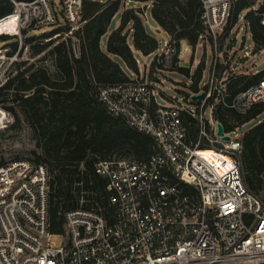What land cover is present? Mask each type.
<instances>
[{"label":"built area","instance_id":"1","mask_svg":"<svg viewBox=\"0 0 264 264\" xmlns=\"http://www.w3.org/2000/svg\"><path fill=\"white\" fill-rule=\"evenodd\" d=\"M8 1L13 10L0 18V35L70 25L50 40L84 23V0ZM232 1L202 0L205 37L216 41L223 34ZM177 43L170 35L160 42L158 63L174 61ZM234 59L224 61L231 62L228 74L214 69L207 87L187 100L172 97L171 105L152 110L156 88L147 78L102 86L99 98L108 112L151 135L156 150L147 158L99 159L102 201L82 199L65 214L61 232L50 229L48 166L23 156L1 164L0 264H264V188L257 195L245 183L242 124L230 120L235 124L226 129L216 117L218 104L242 115L264 106V76L233 92ZM202 91L198 101L193 95Z\"/></svg>","mask_w":264,"mask_h":264},{"label":"trees","instance_id":"2","mask_svg":"<svg viewBox=\"0 0 264 264\" xmlns=\"http://www.w3.org/2000/svg\"><path fill=\"white\" fill-rule=\"evenodd\" d=\"M127 2L131 3L130 7L123 9ZM146 3H150V15L158 26L178 40L179 51L182 40L195 49L205 39L202 0H84L82 26L49 51L53 56V71L32 63L12 74L0 86V104L4 94L11 96L10 104L3 105L15 117L10 128L16 129L22 122L30 125L32 138L39 149H34V157L29 159L45 163L49 168V213L53 233L64 229L65 214L81 206L82 199L88 205L102 201L106 179L96 172L95 163L99 159L113 156L147 158L156 150L151 135L131 127L123 117L110 114L99 98L102 86L136 79L131 74L140 72L138 52L149 55L159 49L158 37L148 31L145 23L147 11L140 8ZM12 10L11 2L0 0V18ZM121 10L120 24L110 30L113 18ZM241 18L250 29L254 52L264 49V0H233L229 22L219 38V51L224 50L231 30ZM69 30L70 25L63 24L43 36L48 38L53 33ZM12 38L8 34L0 35L3 41ZM35 39L28 37L26 42ZM234 40H230L229 48ZM51 41L37 52L46 49ZM10 47L9 55L20 54L17 40L11 42ZM227 57L225 51V59ZM173 62L192 79L188 89H179L186 100L207 87L199 86L204 62L192 75L188 67L178 66V55ZM215 65L220 73L229 69L231 62ZM151 70L154 73L155 61ZM263 76L264 69L255 73L243 72L235 75L228 87L236 92ZM151 78L156 79V76L151 75ZM158 105L153 100L150 109ZM263 110L264 106L256 105L242 115L218 104L216 117L226 129H231L235 123H229L230 120L243 125ZM239 160L249 190L261 194L264 188V120L242 133ZM6 161L1 157L0 165Z\"/></svg>","mask_w":264,"mask_h":264},{"label":"rangeland","instance_id":"3","mask_svg":"<svg viewBox=\"0 0 264 264\" xmlns=\"http://www.w3.org/2000/svg\"><path fill=\"white\" fill-rule=\"evenodd\" d=\"M130 5V2L124 3L123 9L130 7ZM140 8L144 12L147 11L145 23L148 31L155 34L160 42L167 40L169 34L161 29L150 15V3L141 4ZM121 16L122 10L119 11L113 18L110 30H113L120 24ZM53 30H51L50 27L29 29L25 32L23 30L21 37L11 35L13 38L10 40L3 41L0 39V86L12 74L28 67L32 63L43 65L53 71V56L49 53V51L53 45L67 35L63 33L62 36L52 38V41L46 49L41 52H37L42 45H45L49 41V38L47 39V37L43 36V34ZM32 36L36 37V39L31 42H26V39ZM219 38L215 41L211 36L205 37V39H202L200 43H198L195 49L192 48L186 40L181 41L180 53L178 55V66L188 67L192 75L198 65L201 62H204L203 74L199 82V86L201 88H203L204 84L208 82L212 71L214 69L217 70V65H215V63L217 64V62H220V64H225V51L228 52L229 56L236 55V59L232 61V68H235L234 70L236 75L243 72L255 73L264 69V49L254 52L252 35L250 29L245 24L244 18H241L238 24L231 30L228 37L229 39L223 51L218 50V45L220 44ZM233 38L235 39L234 44L231 48H229L228 46L230 40ZM73 39L75 40V38ZM16 40L19 42L20 54L9 55V52L11 51L10 43ZM247 51L249 54L246 53ZM160 52H162L161 45L157 51L149 55H144L138 52L137 57L140 65V72L138 74H131V77L138 79L147 78L156 88L157 102L161 105L168 106L173 103L172 97L181 98L184 96L179 89H188L187 87L192 83V79L187 74L181 72L178 67L175 66L174 62L163 64L158 63L156 58ZM15 56L16 58H14ZM154 61L155 70L153 73L151 66ZM227 70L226 74L229 73L230 68ZM151 75H155L156 79L151 78ZM2 97L4 101L0 104V132L3 130H6V132L0 133V160L1 157L5 160L15 158L16 156L28 158L34 157L32 151L39 148H37L36 143L32 138L30 125L26 122H22L20 127L16 129L10 128L15 120V117L13 113L8 111L3 105L10 104L11 96L6 93ZM206 114L210 117L209 109H207ZM261 120H264V111L257 117L244 123L239 128V132L241 134L244 133ZM54 241L59 243L60 238H55Z\"/></svg>","mask_w":264,"mask_h":264},{"label":"water","instance_id":"4","mask_svg":"<svg viewBox=\"0 0 264 264\" xmlns=\"http://www.w3.org/2000/svg\"><path fill=\"white\" fill-rule=\"evenodd\" d=\"M195 99H197L198 101H201L203 96H204V92H200V93H197L195 95H193ZM223 132V125L222 123H218V133L219 134H222ZM224 138L228 139V136H225Z\"/></svg>","mask_w":264,"mask_h":264},{"label":"bare ground","instance_id":"5","mask_svg":"<svg viewBox=\"0 0 264 264\" xmlns=\"http://www.w3.org/2000/svg\"><path fill=\"white\" fill-rule=\"evenodd\" d=\"M3 33H4V31H3Z\"/></svg>","mask_w":264,"mask_h":264},{"label":"crops","instance_id":"6","mask_svg":"<svg viewBox=\"0 0 264 264\" xmlns=\"http://www.w3.org/2000/svg\"><path fill=\"white\" fill-rule=\"evenodd\" d=\"M250 73V72H249Z\"/></svg>","mask_w":264,"mask_h":264}]
</instances>
